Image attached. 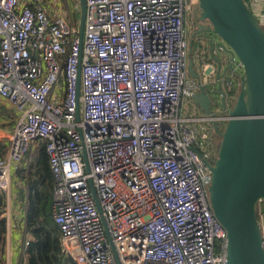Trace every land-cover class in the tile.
<instances>
[{"label": "built area", "instance_id": "2783aa9c", "mask_svg": "<svg viewBox=\"0 0 264 264\" xmlns=\"http://www.w3.org/2000/svg\"><path fill=\"white\" fill-rule=\"evenodd\" d=\"M244 1L264 24V0ZM198 3L86 0L81 40L79 24L51 15L45 0H0V98L19 113L0 159V194L13 165L45 146L53 219L76 264H227V231L209 195L216 118L182 109L198 88L186 29ZM215 47L212 55L233 66L225 79L232 107L243 67Z\"/></svg>", "mask_w": 264, "mask_h": 264}, {"label": "water", "instance_id": "95a60500", "mask_svg": "<svg viewBox=\"0 0 264 264\" xmlns=\"http://www.w3.org/2000/svg\"><path fill=\"white\" fill-rule=\"evenodd\" d=\"M202 15L200 23L209 22L219 47H227L230 54L242 64L240 89L232 107L228 109L223 79L233 66L221 70L218 65L217 82L210 80L213 68L203 75L189 64V74L199 83H206L199 93L204 106L201 112L212 121L215 132L221 137L218 156L209 164L212 172L209 187L211 208L216 219L227 231V264H264V247L258 204L264 203V29L247 7L244 0H198ZM80 39L84 38L87 5L80 0ZM204 29V28H202ZM212 45V38H208ZM214 48V47H213ZM227 53V54H229ZM217 84V88L214 87ZM224 111L228 116L223 128L218 118ZM89 171V167H86ZM92 193L101 211L93 184Z\"/></svg>", "mask_w": 264, "mask_h": 264}, {"label": "trees", "instance_id": "16d2710c", "mask_svg": "<svg viewBox=\"0 0 264 264\" xmlns=\"http://www.w3.org/2000/svg\"><path fill=\"white\" fill-rule=\"evenodd\" d=\"M72 1L75 9H77L76 4H79L81 9L80 0ZM73 14L76 24H79L81 13L74 10ZM262 27L264 29V25ZM222 124L221 126L224 128L226 122ZM216 135L219 136L217 133ZM213 137L215 136L213 135ZM219 138L221 140L220 136ZM210 142L209 148L215 150L216 147L213 141L211 140ZM8 153L9 146L0 144V159H6ZM33 157L29 170L24 169L19 172V176L27 185V192L22 191V198L27 196L25 232L30 237L29 246L24 255V258H26L25 264H76L70 256H67L63 252L61 246V231L53 219L54 178L45 146L40 144ZM258 205L260 206V204ZM262 205L264 206V204ZM6 206V197L0 194V212ZM0 225L5 233L7 225L6 219H3Z\"/></svg>", "mask_w": 264, "mask_h": 264}, {"label": "crops", "instance_id": "0c3cea01", "mask_svg": "<svg viewBox=\"0 0 264 264\" xmlns=\"http://www.w3.org/2000/svg\"><path fill=\"white\" fill-rule=\"evenodd\" d=\"M24 3L32 6V0H23ZM46 9L53 16H63L60 13L61 4L59 0H45ZM67 15V14H66ZM211 42L202 43V46H206L205 51L203 53L193 51V46L191 47L192 52L190 51L189 61H194V64L198 61L204 66L205 64L214 65V70L210 80L212 82H216V73L218 70V65L213 62L212 48L217 46L219 43L218 39L212 38ZM216 48V47H215ZM194 53V54H193ZM201 53V55H200ZM193 54V55H192ZM199 54V57H197ZM217 58L223 64V68L221 70V74H223L225 68L229 66L228 60L225 56L219 55ZM190 64V63H189ZM195 66V65H194ZM229 77V73L223 79V89L226 92L225 82ZM209 81V79H208ZM235 86L239 85L240 88V76L235 77ZM206 84V83H204ZM216 87V85L214 86ZM2 107V109H1ZM0 144H5L10 148V136L12 135L17 124L19 113L17 110L11 105L9 102L4 101L0 98ZM195 116H199L195 115ZM224 122H221V125ZM37 146L31 155L27 158V160L21 164H14L12 167V175H11V188L6 193L3 194L6 197L7 206L6 208L0 212V215L7 214V218L0 217V223L3 219H6V232L4 233L1 225H0V264H25L26 258L22 256V246L24 242L30 239L29 236L26 235L25 227H26V207H27V196L22 198V191L27 192L25 181L19 176V172L24 169L29 170V166L33 161V156L36 154ZM27 195V193H26Z\"/></svg>", "mask_w": 264, "mask_h": 264}, {"label": "rangeland", "instance_id": "374dc122", "mask_svg": "<svg viewBox=\"0 0 264 264\" xmlns=\"http://www.w3.org/2000/svg\"><path fill=\"white\" fill-rule=\"evenodd\" d=\"M60 4H61V11L59 14L65 16L66 14H69V16H71V18L75 21L74 18V10L78 11L81 13V9L79 7V4H76L77 9H75V5L73 4L72 0H59ZM191 12L193 14V16H189L186 22V29H187V34H188V38H189V42L191 44V47L193 46V51H197L203 53L205 51V49L202 46V43L204 44L205 41L208 40V38H215L218 39V37H216L213 34L212 31V26L209 22H205V23H200V17L202 15V10L200 9L199 3L194 5L191 8ZM257 21L263 26L264 24L262 23V21L260 20V18L258 16H255ZM80 22V21H79ZM204 28V30L202 29ZM203 30L202 32H200V30ZM190 47V51L192 52ZM200 53V55H201ZM194 54V53H193ZM192 54V55H193ZM199 57V54L198 56ZM198 61L194 64V69L195 72L199 73L200 75L202 74L203 77L205 78L206 82L208 81L207 76H205L208 68H204V66L199 62V58H197ZM190 63V61H189ZM190 77V75H189ZM191 78V77H190ZM192 79V78H191ZM227 80V79H226ZM227 82V81H226ZM236 88L238 89L239 92V85L236 86ZM203 98L201 96V94L199 93V91H195L193 96L190 98H185L184 102H183V113L187 116H192V115H198L199 111H201V107H203ZM228 107V106H227ZM230 107H228L229 109ZM16 125V124H15ZM223 125V124H222ZM15 127V126H13ZM221 133H219L220 135ZM214 139L213 144L215 145V150H213L214 152L217 153V145H219V142H221L219 136H217L216 134H214ZM220 147V146H219ZM218 147V149H219ZM213 152V153H214ZM259 205L257 207V210H259Z\"/></svg>", "mask_w": 264, "mask_h": 264}, {"label": "flooded vegetation", "instance_id": "af4514ba", "mask_svg": "<svg viewBox=\"0 0 264 264\" xmlns=\"http://www.w3.org/2000/svg\"><path fill=\"white\" fill-rule=\"evenodd\" d=\"M200 22V21H199ZM204 30V29H203ZM202 29L200 30V32H202L203 31ZM206 30V29H205ZM204 30V31H205ZM188 71H189V65H188ZM197 73V72H196ZM190 75V74H189ZM198 75H200L199 73H198ZM202 75V74H201ZM190 77L192 78V76L190 75ZM193 79V78H192ZM194 80V79H193ZM194 81H196V83H197V86H198V88L196 89V91H200V88L204 85V83H199L197 80H194ZM216 82H217V80H216ZM216 85V87L215 88H217V84H214V86ZM226 104H227V106H230V102L228 103V101L226 100ZM199 115L200 116H202V119H204V120H207V118H208V116H206L205 114H204V112L202 113L201 111H199ZM210 117H212V116H210ZM226 117V115H225V113H224V111L222 112V114H219L218 115V118H220V120H219V123H220V125H221V122H224V118ZM214 135V134H213ZM213 135L211 136V139L213 140L214 139V137H213Z\"/></svg>", "mask_w": 264, "mask_h": 264}]
</instances>
